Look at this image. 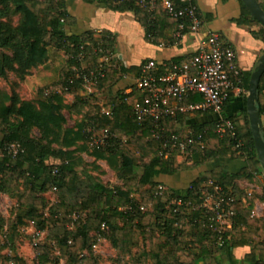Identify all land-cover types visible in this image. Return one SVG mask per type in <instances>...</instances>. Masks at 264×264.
Returning <instances> with one entry per match:
<instances>
[{"label":"trees","instance_id":"trees-1","mask_svg":"<svg viewBox=\"0 0 264 264\" xmlns=\"http://www.w3.org/2000/svg\"><path fill=\"white\" fill-rule=\"evenodd\" d=\"M83 1L105 3L116 11H133L149 42L159 43L158 39L162 38L166 44H175L180 39L174 36L176 20L159 6L149 16L147 8L138 0ZM258 2L264 9V0ZM14 15L17 19L13 22ZM239 21L258 24L264 32V26L244 5ZM73 22L65 0H0V76H6L9 71L20 76L28 74L31 68L48 61L50 48L65 51L70 63L79 66L83 61L87 67L96 65L103 54H114L116 38L112 32L99 31L103 50L94 51L85 42L89 40L97 46L98 31L68 34L65 25ZM187 31L188 26H185L181 33ZM82 44L87 52L80 58ZM111 60L115 64L105 68L103 76L93 84L94 91H88L79 80L71 81V70H59L57 79L41 88V98L36 103L20 99L15 92H0V192H10L19 183L26 189L17 198L20 210L14 225L33 222L39 229L46 228L47 238L64 248L68 264H100L94 252L98 232L118 252V264H231L228 250L246 243H251L250 251L243 257L246 264H264V216H251L253 199L264 203V172L254 148L246 99L235 116L222 112L234 125L233 136H219L215 131L217 118L208 111L164 116L161 122L166 133H179L184 127H190L200 138L199 143L192 145L191 153L179 159L182 152L178 148L161 151L160 142L148 137L150 118L138 121L134 116L132 105L138 93L125 91L131 85L128 83L118 90L113 88L125 74H136L147 59L130 66L115 54ZM169 61L180 59L163 62ZM249 77L250 72H241L240 85L246 90ZM65 93L72 94L71 102L64 99ZM100 97L103 103L96 101ZM257 97L260 114L264 117V72ZM188 100L200 101L201 96L193 93ZM103 107L110 109V114L103 113ZM65 111L76 115L72 126L67 125ZM203 114L208 118L191 122L195 115ZM89 125L95 128L92 136L100 134L103 128L109 131L111 137L104 146L89 145ZM33 129L37 135L33 134ZM239 142L241 144L237 145ZM9 143L18 144L15 154L7 150ZM82 153L89 154L92 161L83 163ZM224 154L242 156L246 165L235 173L229 172L224 164L201 170L180 191L157 180L160 174L172 175L193 169ZM98 160L108 163L121 185L103 181L104 170ZM82 163L81 170H77ZM258 173L262 174V188L256 196L246 194L235 183ZM210 181L233 198L235 210L232 226L221 233L220 242H217L218 231L210 227L205 218L199 219L201 192ZM80 183L85 184L84 193L78 191ZM157 185L164 186L159 194H155ZM48 190H53L57 199L47 207L43 194ZM135 192L141 200L134 196ZM241 197H245L248 204ZM173 199L181 203L172 204ZM141 202L146 205L143 210ZM174 207L176 213L189 209V220L179 226L175 224ZM77 214L81 216L79 220L75 218ZM102 224L105 230H101ZM2 226L0 215V228ZM192 228L194 231L188 232ZM141 239H149L150 246L133 251ZM193 242L198 243L195 248ZM125 255H129V259H124ZM39 258L41 264L46 261L44 254ZM52 264H59L58 258H54Z\"/></svg>","mask_w":264,"mask_h":264},{"label":"built area","instance_id":"built-area-1","mask_svg":"<svg viewBox=\"0 0 264 264\" xmlns=\"http://www.w3.org/2000/svg\"><path fill=\"white\" fill-rule=\"evenodd\" d=\"M138 2L147 8L149 16L159 6L168 16L174 18L176 20L175 37L183 35L181 30L185 26H188L187 33L199 35L202 32V35L198 37L196 51L187 60L157 62L150 58L141 64L140 70L136 74L124 75V79L131 85L125 91L135 90L138 93V97L134 99L132 105L134 116L138 121H142L145 117L152 121L148 137L160 142L161 151L178 148L182 154L189 155L192 145L200 142L199 136H196L191 129L179 133H166L161 120L164 116H173L177 113L193 114L203 111L211 112L216 116L215 131L219 136L235 135L233 123L222 113L231 93L234 90L244 89L240 85L241 70L237 63L235 49L224 42L217 32L205 28V21L195 0H159L158 3L150 0H138ZM96 36L97 46H93L89 40L85 43L91 46L94 51L101 52L103 50L102 35L98 31ZM80 48L83 51L80 52L79 57L82 58L87 52V48L85 44L80 45ZM113 55V53L103 54L98 58L97 64L92 67H81L80 65L74 68L70 80H79L89 90V86L94 84L100 76H103L105 68L110 64H115V61L111 60ZM193 93H198L201 100L186 101ZM102 112L108 115L111 111L103 107ZM94 131L95 128L92 125L87 127V132L90 134L89 145L104 146L111 134L103 128L100 130V134L92 136ZM240 144L239 142L237 145ZM6 148L15 154L18 144L9 143ZM156 188L155 194L164 190L162 185H157ZM225 193L220 185H216L212 181L208 182L201 192L200 208L202 213L199 219L205 218L207 224L218 231L217 242L221 240V233L231 228L232 217L235 214L232 207L233 198L227 197ZM171 203L180 204L181 201L173 199ZM144 208V205L140 206L141 210ZM176 210L177 208L174 209V211ZM251 216H256L254 210H251ZM31 225L34 226V223L31 222ZM105 227L102 224L101 230H105ZM40 234L42 232L39 229L33 232V236ZM97 236L100 238L102 235L98 232Z\"/></svg>","mask_w":264,"mask_h":264},{"label":"crops","instance_id":"crops-1","mask_svg":"<svg viewBox=\"0 0 264 264\" xmlns=\"http://www.w3.org/2000/svg\"><path fill=\"white\" fill-rule=\"evenodd\" d=\"M195 3L205 21V28L217 32L224 42L235 49L237 63L241 72H251L257 63L258 57L264 50V32L258 24L249 25L239 21L243 5L241 0H195ZM65 6L74 17L73 23L65 25V31L68 34H83L88 30H108L112 32L116 38L114 54L127 66L139 65L144 59L150 58L155 59L157 62L168 61L177 57L180 60H187L196 51L198 37L202 35V32L199 35L185 33L175 44H166L162 38L158 39L159 43H152L145 38L144 28L136 20L131 10L116 11L112 10L105 3H88L83 0H65ZM203 30L205 29L203 28ZM127 85L128 81L121 79L113 88L114 90H118L125 88ZM65 94L73 97L70 93ZM246 95V89L241 91L234 90L224 106V113L229 117L239 113L243 107ZM71 117L72 123L67 122L68 126L74 124L76 115H71ZM207 118L208 116L204 114L195 115L191 118V122H198ZM261 120V135L264 139L263 116H261ZM189 129L191 128L184 127L182 131ZM82 156H86V153H82ZM97 162L101 165L102 169H105L102 164L104 160H98ZM219 164L226 165L229 172L235 173L239 172L246 165V161L242 156L219 155L193 169L179 171L172 175L160 174L157 180L162 181L165 185L174 188L176 191H180L189 185L190 181L197 176L199 171L211 169ZM103 176L104 173L101 174L102 179ZM235 183L246 194H254L256 196L261 193L262 174L258 173L251 179H240ZM241 199L248 204L245 197H241ZM251 210L256 212L257 217H263V202L258 198H254ZM101 242H107V238L103 237V235L98 238L94 247V252L98 256L100 264H118V252L111 246L110 254L103 253L100 249ZM250 249L251 243L230 248L227 252L230 263L246 264L243 257ZM128 258V255L124 256V259Z\"/></svg>","mask_w":264,"mask_h":264},{"label":"rangeland","instance_id":"rangeland-1","mask_svg":"<svg viewBox=\"0 0 264 264\" xmlns=\"http://www.w3.org/2000/svg\"><path fill=\"white\" fill-rule=\"evenodd\" d=\"M16 19L17 15H14L12 17L13 22ZM49 55V59L46 63L31 68L26 75L20 76L15 72L9 71L6 76H0V92H5L7 94L15 92L20 99L31 100L36 103L37 100L41 98V88L54 82L58 77L59 70L72 71L74 68L78 67V65L70 63L68 60V54L63 50L50 48ZM80 65L81 67L86 66L85 62H80L79 66ZM94 90L95 87L91 84L88 91ZM64 99L67 102H71L73 98L69 94H64ZM96 101L98 103H103L104 99L103 97H100L97 98ZM65 115L67 117V122L72 123L71 115H69L67 111H65ZM33 134H38L35 129H33ZM184 157L185 155L182 154L178 158L183 159ZM90 161H92V158L86 153V156L83 157V163ZM83 163L78 166L77 170H81ZM102 164L105 168L103 169L104 181L111 185H121V180L116 177L114 171L108 166V163L104 161ZM85 190V184L80 183L78 185L79 193H84ZM25 192L26 189L22 183H19L10 192H0V215L3 218V226L0 228V264H41L42 260L39 258L40 254L46 255V261L42 264H52L54 258H58L59 264H68L64 248L54 240L47 238L46 228L39 229L35 225L32 226L30 222H25L16 226L14 225L16 214L20 210L17 204V198L19 194ZM43 196L46 200L47 207L57 199L53 190H48ZM134 196L140 199L137 192L134 193ZM141 203L143 204V202ZM143 205L146 207L145 204ZM47 207L44 209L45 214L48 213ZM175 208L176 207L172 209L173 212L177 214L176 217L178 218H176L175 224L179 226L182 222L186 221V219L189 220L190 210L183 208L176 213V211H174ZM75 218L79 220L81 216L78 217L77 214ZM37 229H39L42 234L39 236H33L34 230ZM192 231H194L193 228L188 232ZM192 244L193 247L198 245V243L195 242ZM149 246V239H144V241L141 239L138 246L134 247L133 251H139L142 248H148ZM100 249L103 253L110 254L111 244L108 239L106 243L101 242Z\"/></svg>","mask_w":264,"mask_h":264},{"label":"water","instance_id":"water-1","mask_svg":"<svg viewBox=\"0 0 264 264\" xmlns=\"http://www.w3.org/2000/svg\"><path fill=\"white\" fill-rule=\"evenodd\" d=\"M249 13L264 26V9L258 0H241ZM264 72V50L258 57L254 69L250 72L248 89L246 95V109L250 130L253 138L254 148L264 171V139L261 135L262 120L258 105L257 88L260 77Z\"/></svg>","mask_w":264,"mask_h":264}]
</instances>
